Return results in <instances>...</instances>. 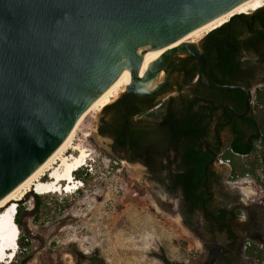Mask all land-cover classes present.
Here are the masks:
<instances>
[{
    "label": "water",
    "instance_id": "water-1",
    "mask_svg": "<svg viewBox=\"0 0 264 264\" xmlns=\"http://www.w3.org/2000/svg\"><path fill=\"white\" fill-rule=\"evenodd\" d=\"M240 1L0 0V198L68 135L118 76L123 60L130 65L126 90L143 97L161 89L168 61L180 52L197 58L206 86L244 88L210 82L202 57L206 48L191 42L163 52L138 76L140 53L175 42ZM161 70L163 82L143 90L142 83ZM37 197L27 216L36 210Z\"/></svg>",
    "mask_w": 264,
    "mask_h": 264
},
{
    "label": "flooded vegetation",
    "instance_id": "flooded-vegetation-1",
    "mask_svg": "<svg viewBox=\"0 0 264 264\" xmlns=\"http://www.w3.org/2000/svg\"><path fill=\"white\" fill-rule=\"evenodd\" d=\"M253 16L252 12L231 18L200 43L201 49L206 48L202 56L206 78L229 84L224 83L228 80L222 77L215 58L220 46L231 43V34L236 36L235 54L239 60L247 61L250 68L246 71L247 80L230 85L244 88L212 89L199 78L195 56H173L166 66L165 83L156 94L143 97L124 90L100 112L96 123L101 150L118 162L132 165L139 181L157 184L171 194L174 191L169 189L170 185L188 179L200 160L203 161L206 197L202 209L187 214L198 215L201 226L208 230L229 227L233 209L228 199L223 202L217 199L222 183L214 167L215 159L229 147L233 127L247 128L249 119L257 115L253 93L264 85V55L256 57L255 47L245 45V40L251 37L250 30L258 27ZM256 195L257 198L244 194L245 198L241 199L244 220L237 212L236 225L231 228L234 238L227 239V245L233 244L239 253L252 251L264 255V189ZM255 205H260L258 214L253 211ZM221 250H214V258ZM232 252L228 254L232 256Z\"/></svg>",
    "mask_w": 264,
    "mask_h": 264
},
{
    "label": "rangeland",
    "instance_id": "rangeland-1",
    "mask_svg": "<svg viewBox=\"0 0 264 264\" xmlns=\"http://www.w3.org/2000/svg\"><path fill=\"white\" fill-rule=\"evenodd\" d=\"M255 96L260 117L264 105L258 102L256 92ZM100 112L89 117L78 133V138L88 133L86 145L92 152L87 162L91 170L84 168L76 176L82 182L80 189L69 194L38 195L37 208L30 216L24 212L34 208L35 195H27L20 203L24 245L18 244L13 260L0 264H164L162 255L182 264H224L214 258V250L226 247L225 233L208 230L201 226L198 215L185 213L180 193L171 194L157 184L139 181L130 176L126 163L99 148L96 123ZM241 161L243 175H233L232 162L229 167L217 163L214 167L222 183L218 201L228 199L244 220V194L257 198L256 193L264 189V143ZM123 193L131 199L124 204L133 203L143 211V219L133 225L113 215L110 222L102 223L113 210L114 200ZM253 211L258 214L260 205H255ZM252 253H239L234 248L232 256L226 257L232 264H264V255L256 257L259 254Z\"/></svg>",
    "mask_w": 264,
    "mask_h": 264
},
{
    "label": "bare ground",
    "instance_id": "bare-ground-1",
    "mask_svg": "<svg viewBox=\"0 0 264 264\" xmlns=\"http://www.w3.org/2000/svg\"><path fill=\"white\" fill-rule=\"evenodd\" d=\"M263 6L264 0H242L230 9L193 28L175 42L161 47H153L140 53L138 76L144 74L163 52L183 42H191L199 46L200 41L207 32L222 26L231 16L252 13ZM176 55L185 56L186 54L180 52ZM123 62L120 64L118 76L84 109L68 135L33 171L0 198V263L10 262L18 252L20 227L16 224L15 219L13 220L14 216H16L14 211L18 209V202L27 195L69 194L80 189L81 180H78L79 178L74 177V175L87 165L88 160L91 159L92 152L86 145L88 133L83 132L81 138H78V133L82 132L84 122L89 117H95L105 106L117 98L121 92L126 90L130 84V65L125 60ZM165 76V72L161 70L156 76L143 82L142 89L147 91L158 87L165 79ZM128 170L130 176L139 178L138 172L135 171L132 165L128 166ZM122 196L114 200L113 210L102 219V223L110 222L113 215V217L116 216L118 219L125 218V220L131 221L133 225L136 221L143 219L141 216L143 211H139L138 207L133 203L124 204L126 200L130 201L131 199L127 194L123 193ZM121 206L123 208L117 212ZM111 223H108V225Z\"/></svg>",
    "mask_w": 264,
    "mask_h": 264
},
{
    "label": "trees",
    "instance_id": "trees-1",
    "mask_svg": "<svg viewBox=\"0 0 264 264\" xmlns=\"http://www.w3.org/2000/svg\"><path fill=\"white\" fill-rule=\"evenodd\" d=\"M253 13V18L258 23V27L252 28L250 30L252 32L251 37L245 40V45H253V47H255V55L256 57H259L262 56V53L264 55V6L257 9ZM230 42L231 43L229 45L225 44L220 46V50L217 52L215 60L219 71L222 73V77L228 80V82L224 83L233 84L236 81L247 80L246 71L250 68V65L247 63V61H241L238 58L239 56H236L235 52L237 50L238 41L234 34H231ZM256 94L258 102L264 105V90H257ZM107 106H105L102 110H104ZM259 143H264V111L260 117L255 115V117L250 118L247 128H243L240 125H235L233 127L231 142L229 147L222 151V155L224 157L230 158V161L232 162V173L234 176L244 174L242 171L241 157H248L253 154V152L256 151V146ZM198 154L199 157H201V149H199ZM214 173L215 171H212V174ZM204 181V163L200 160L197 167L194 168V173H190L188 179H184L179 183H172L170 185L169 189L171 191L180 193L182 206L185 213L194 214L197 210L202 209V200L206 197ZM207 186H209V184H207ZM21 212L22 210L20 208V204H18L15 221L21 230L18 240L19 246L24 245L22 234V229H24V227L22 226L20 220ZM236 214L237 211H235L233 208L230 213L229 227L223 230H218L219 232L225 233L228 240L234 238L231 228L236 225ZM222 216L223 214L221 213V220ZM205 219L211 222V218L209 216H206ZM233 249V244L229 243L223 250H221L217 258L224 262V264H232L226 255L228 252H232ZM247 253L248 255H254L252 251H248ZM256 257H260V254L256 255ZM161 260L164 264H182L171 261L165 255L161 256ZM20 264H25V262Z\"/></svg>",
    "mask_w": 264,
    "mask_h": 264
},
{
    "label": "built area",
    "instance_id": "built-area-1",
    "mask_svg": "<svg viewBox=\"0 0 264 264\" xmlns=\"http://www.w3.org/2000/svg\"><path fill=\"white\" fill-rule=\"evenodd\" d=\"M253 96L255 97V93H253ZM215 163H217L218 165H222V166H230V158L224 157L222 156V154H218L216 159H215Z\"/></svg>",
    "mask_w": 264,
    "mask_h": 264
}]
</instances>
